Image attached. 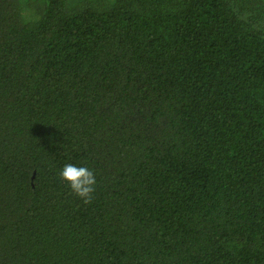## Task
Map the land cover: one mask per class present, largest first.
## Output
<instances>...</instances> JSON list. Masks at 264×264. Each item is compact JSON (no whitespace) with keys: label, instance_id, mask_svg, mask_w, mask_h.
<instances>
[{"label":"trees","instance_id":"16d2710c","mask_svg":"<svg viewBox=\"0 0 264 264\" xmlns=\"http://www.w3.org/2000/svg\"><path fill=\"white\" fill-rule=\"evenodd\" d=\"M0 264H264V0H0Z\"/></svg>","mask_w":264,"mask_h":264},{"label":"clouds","instance_id":"9594fccd","mask_svg":"<svg viewBox=\"0 0 264 264\" xmlns=\"http://www.w3.org/2000/svg\"><path fill=\"white\" fill-rule=\"evenodd\" d=\"M60 178L70 187L72 193L89 204L93 200L96 190V176L94 170L86 166L66 164L60 172Z\"/></svg>","mask_w":264,"mask_h":264},{"label":"rangeland","instance_id":"374dc122","mask_svg":"<svg viewBox=\"0 0 264 264\" xmlns=\"http://www.w3.org/2000/svg\"><path fill=\"white\" fill-rule=\"evenodd\" d=\"M80 1H83V0H69V2H70L71 5H74L75 3L80 2ZM31 13H33V12L28 11V10H25V15L29 19L30 18H33V15Z\"/></svg>","mask_w":264,"mask_h":264}]
</instances>
